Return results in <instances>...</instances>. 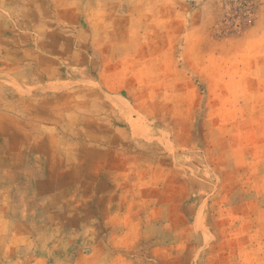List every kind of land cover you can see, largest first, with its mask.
I'll use <instances>...</instances> for the list:
<instances>
[{
    "label": "rangeland",
    "instance_id": "obj_1",
    "mask_svg": "<svg viewBox=\"0 0 264 264\" xmlns=\"http://www.w3.org/2000/svg\"><path fill=\"white\" fill-rule=\"evenodd\" d=\"M0 264H264V0H0Z\"/></svg>",
    "mask_w": 264,
    "mask_h": 264
}]
</instances>
